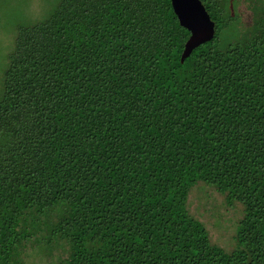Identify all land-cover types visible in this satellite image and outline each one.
<instances>
[{
  "label": "trees",
  "instance_id": "1",
  "mask_svg": "<svg viewBox=\"0 0 264 264\" xmlns=\"http://www.w3.org/2000/svg\"><path fill=\"white\" fill-rule=\"evenodd\" d=\"M214 38L170 0H57L19 27L0 97V264L27 246L61 264H264V12L235 43L223 0H200ZM226 14V16H224ZM240 203L235 248L211 243L190 190Z\"/></svg>",
  "mask_w": 264,
  "mask_h": 264
},
{
  "label": "rangeland",
  "instance_id": "2",
  "mask_svg": "<svg viewBox=\"0 0 264 264\" xmlns=\"http://www.w3.org/2000/svg\"><path fill=\"white\" fill-rule=\"evenodd\" d=\"M57 0H0V97L6 58L10 53L19 27H26L45 18ZM222 6L237 21L219 37V46L240 39L242 32L251 24L252 18L264 12V0H223ZM226 16V14L224 15ZM187 210L206 228L212 244L225 251L235 248V235L244 214L240 203L228 206L225 195L204 183L196 184L189 192ZM67 257L65 246H55L50 253L34 245L27 246L21 264H61Z\"/></svg>",
  "mask_w": 264,
  "mask_h": 264
},
{
  "label": "water",
  "instance_id": "3",
  "mask_svg": "<svg viewBox=\"0 0 264 264\" xmlns=\"http://www.w3.org/2000/svg\"><path fill=\"white\" fill-rule=\"evenodd\" d=\"M170 4L179 26L189 33L180 55L182 64L196 48L214 38L215 23L200 0H170Z\"/></svg>",
  "mask_w": 264,
  "mask_h": 264
}]
</instances>
